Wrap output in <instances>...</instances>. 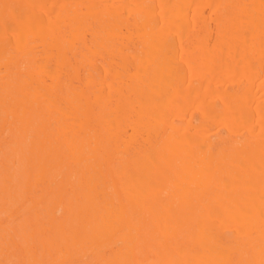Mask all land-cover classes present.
<instances>
[{
    "label": "bare ground",
    "instance_id": "obj_1",
    "mask_svg": "<svg viewBox=\"0 0 264 264\" xmlns=\"http://www.w3.org/2000/svg\"><path fill=\"white\" fill-rule=\"evenodd\" d=\"M9 263L264 264V0H0Z\"/></svg>",
    "mask_w": 264,
    "mask_h": 264
},
{
    "label": "rangeland",
    "instance_id": "obj_2",
    "mask_svg": "<svg viewBox=\"0 0 264 264\" xmlns=\"http://www.w3.org/2000/svg\"><path fill=\"white\" fill-rule=\"evenodd\" d=\"M12 263H14V262H12ZM12 263H11V264H12ZM9 264H10V263H9Z\"/></svg>",
    "mask_w": 264,
    "mask_h": 264
}]
</instances>
